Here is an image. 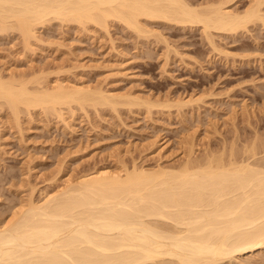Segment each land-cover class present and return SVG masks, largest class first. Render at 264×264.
Segmentation results:
<instances>
[{"label":"rangeland","instance_id":"1","mask_svg":"<svg viewBox=\"0 0 264 264\" xmlns=\"http://www.w3.org/2000/svg\"><path fill=\"white\" fill-rule=\"evenodd\" d=\"M211 1L220 0H188L200 6ZM227 1L239 12L252 3ZM114 21L106 31L53 20L39 26L31 44L16 30L0 32L5 77L46 74L51 84H88L117 94L119 101L121 95L125 103L72 104L63 108V117L25 110L18 125L1 108L0 222L21 196L28 198L29 187H35L37 200L97 167H178L190 157L206 161L213 153L241 155L254 143L264 147V21L233 32L210 30L211 35L201 25L163 19H145L147 35H139ZM126 96L139 101L126 98L132 103L127 105ZM260 252L227 264H261Z\"/></svg>","mask_w":264,"mask_h":264},{"label":"bare ground","instance_id":"2","mask_svg":"<svg viewBox=\"0 0 264 264\" xmlns=\"http://www.w3.org/2000/svg\"><path fill=\"white\" fill-rule=\"evenodd\" d=\"M250 1L239 12L227 0L205 6L188 0H0V32L16 30L31 44L39 26L53 20L105 30L117 20L143 35L145 19L201 25L207 35L233 32L264 21V0ZM2 74L0 109L7 108L6 119L16 124L25 110L63 117L72 104L116 107L124 101L88 84H51L43 73ZM254 144L246 153L241 147L245 155L189 156L178 167H94L37 200L29 187L28 198L21 196L0 222V264H227L264 252V150Z\"/></svg>","mask_w":264,"mask_h":264}]
</instances>
